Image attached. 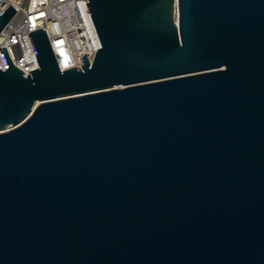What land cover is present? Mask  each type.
<instances>
[{"label":"water","instance_id":"1","mask_svg":"<svg viewBox=\"0 0 264 264\" xmlns=\"http://www.w3.org/2000/svg\"><path fill=\"white\" fill-rule=\"evenodd\" d=\"M87 4L82 67L0 49V264H264V0Z\"/></svg>","mask_w":264,"mask_h":264},{"label":"built area","instance_id":"2","mask_svg":"<svg viewBox=\"0 0 264 264\" xmlns=\"http://www.w3.org/2000/svg\"><path fill=\"white\" fill-rule=\"evenodd\" d=\"M87 2L89 0H0V13L10 4L15 16L0 33V49L8 50L13 63L25 76L39 67L29 34L46 30L61 70L84 64L81 54L92 61L101 40ZM0 63L5 64L0 52Z\"/></svg>","mask_w":264,"mask_h":264}]
</instances>
